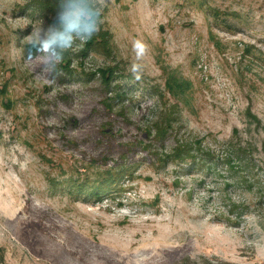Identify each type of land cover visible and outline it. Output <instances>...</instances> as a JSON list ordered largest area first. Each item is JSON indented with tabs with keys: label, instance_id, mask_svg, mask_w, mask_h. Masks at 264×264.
Here are the masks:
<instances>
[{
	"label": "rangeland",
	"instance_id": "rangeland-1",
	"mask_svg": "<svg viewBox=\"0 0 264 264\" xmlns=\"http://www.w3.org/2000/svg\"><path fill=\"white\" fill-rule=\"evenodd\" d=\"M45 1L0 0V261L264 262V0H109L47 76Z\"/></svg>",
	"mask_w": 264,
	"mask_h": 264
},
{
	"label": "clouds",
	"instance_id": "clouds-1",
	"mask_svg": "<svg viewBox=\"0 0 264 264\" xmlns=\"http://www.w3.org/2000/svg\"><path fill=\"white\" fill-rule=\"evenodd\" d=\"M108 3L109 0H60L55 23L46 29L42 26L34 27L21 41V45H26L27 49L14 48V51L20 56L26 50L29 55H34L32 50L36 49L49 53L42 60L41 71L45 76L58 73L64 54L82 47L99 31L101 17ZM132 51L135 58L129 71L135 81H140L143 71L141 62L148 52V45L135 39L132 41Z\"/></svg>",
	"mask_w": 264,
	"mask_h": 264
},
{
	"label": "trees",
	"instance_id": "trees-1",
	"mask_svg": "<svg viewBox=\"0 0 264 264\" xmlns=\"http://www.w3.org/2000/svg\"><path fill=\"white\" fill-rule=\"evenodd\" d=\"M40 3H43L42 6L45 8L46 11H48L52 15L55 13V10L57 11L59 9L60 0H46L45 2H40ZM181 151L183 152L185 150L182 149ZM186 155L187 154H180L179 152H176L172 156L175 158L183 159V158H185L184 156H186ZM188 156H190L192 160L196 157L193 155H188ZM111 180L112 179L110 177L106 178L107 182L105 184H108V182H110ZM104 185L101 187L97 186L95 193L100 194V193H103L104 191H106L107 188H104Z\"/></svg>",
	"mask_w": 264,
	"mask_h": 264
},
{
	"label": "built area",
	"instance_id": "built-area-1",
	"mask_svg": "<svg viewBox=\"0 0 264 264\" xmlns=\"http://www.w3.org/2000/svg\"><path fill=\"white\" fill-rule=\"evenodd\" d=\"M0 264H3V263L0 261ZM259 264H264V262L261 261V262H259Z\"/></svg>",
	"mask_w": 264,
	"mask_h": 264
}]
</instances>
